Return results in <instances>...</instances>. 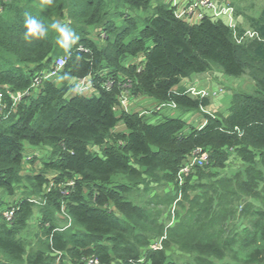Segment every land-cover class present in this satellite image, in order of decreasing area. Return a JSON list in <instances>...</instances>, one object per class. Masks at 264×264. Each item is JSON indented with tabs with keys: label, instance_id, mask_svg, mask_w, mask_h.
<instances>
[{
	"label": "trees",
	"instance_id": "1",
	"mask_svg": "<svg viewBox=\"0 0 264 264\" xmlns=\"http://www.w3.org/2000/svg\"><path fill=\"white\" fill-rule=\"evenodd\" d=\"M176 9L171 0H0V264H264V9L247 28L235 13L231 26ZM29 17L43 35L25 37ZM60 57L64 66L46 78ZM212 68L249 74L254 92H236L226 115L206 113L192 129L164 117L219 96L216 87L193 95L184 81ZM85 77L94 87L81 92ZM126 91L154 100L157 120L127 111ZM27 145L51 149L42 169L52 178L23 174L34 162ZM198 147L212 149L209 162L181 175ZM223 147L237 149L242 169L194 171L221 167ZM157 186L170 191L160 196ZM160 204L174 207L169 224ZM170 246L190 257L175 262Z\"/></svg>",
	"mask_w": 264,
	"mask_h": 264
},
{
	"label": "rangeland",
	"instance_id": "2",
	"mask_svg": "<svg viewBox=\"0 0 264 264\" xmlns=\"http://www.w3.org/2000/svg\"><path fill=\"white\" fill-rule=\"evenodd\" d=\"M219 2V5H228L229 7H233V12L235 13V16L238 19V25L244 28H247L248 22H247V17L248 16H257L263 9H264V0H217ZM206 13L211 14L212 11L210 9H205ZM224 19H226V16H223ZM188 19H193L194 21H197L198 18L195 16H190ZM234 21L236 22L237 19L234 17ZM93 38L96 41H99L100 37L98 36L97 32L93 35ZM130 64L139 63V59H133L129 62ZM198 77H204V85L205 87H200L195 86L194 84H189L187 87L190 85H194L197 89H204L207 92L211 90L213 91L214 88L216 87L218 89H221L222 91H219L220 94L216 98L211 97V103L208 107L201 111H189L183 113L182 111L172 108V109H165L162 111V114L164 117L167 115H176V116H181L186 120V123L188 126L192 128L198 127L204 120L207 118V114L210 115H215V116H222L226 115L228 112V107L231 105V102L233 100L234 94L236 92H246V93H252L254 92L255 85L254 81L251 78L249 74L241 76V77H234V76H229L224 73H222L218 68H212L206 73H201L198 75ZM215 83V84H212ZM217 85V86H216ZM111 86V85H110ZM129 89L127 85H125ZM88 94H91V92H87ZM97 93V92H96ZM94 93V94H96ZM145 98V99H144ZM150 97L148 96H131L130 95V100L129 104L127 107V111L129 112H135V111H141L142 113H145L144 115L150 119V121L155 122L157 118H155L154 113H150L153 109L156 108V103L154 100H149ZM121 111V110H119ZM207 113V114H206ZM155 115V116H154ZM118 132L124 131L125 130V125L120 122L116 128ZM189 130V129H188ZM207 152H209V158L212 155V149L210 147H205ZM223 152L222 154L219 155V157L223 158V161L221 163V167L218 168H212L211 164H208L204 168H194V171H197V173H208L210 171H219L220 174L222 175H232L233 173L239 171L242 169L245 165V162L243 158L239 155L237 149L233 147H223ZM211 152V155H210ZM51 153V149L48 147H42L38 148L36 146H30L27 145L25 149V155L29 157H34V162H25L23 166V174H35V173H40L43 172L44 175H47L49 178H52L56 172L55 171H46L43 170V163L42 161L49 157V154ZM217 158H215L216 160ZM189 161V158H187L186 161H184V164H187ZM209 162V159L207 160V163ZM192 170V169H191ZM190 170V172H191ZM189 172V173H190ZM197 177L200 178L199 174H197ZM197 177L195 179H197ZM142 179V178H141ZM118 180V179H117ZM120 181L125 180L124 177H119ZM137 180V178L134 179V181ZM26 184L30 186V184L25 181ZM156 185V184H155ZM63 188L65 187L62 186ZM143 184H141V188L143 189ZM22 189L18 190L16 195L8 197L7 201L10 202V205L13 204V201L18 199L22 195ZM156 191L159 193L160 196H164L167 194V191H170L169 188H163L161 186H157ZM192 190L189 191L191 193ZM144 192V191H143ZM147 193H143L144 198L146 199L148 196H146ZM142 198V197H141ZM139 199V198H138ZM159 208L162 209V220L169 224L171 221H173V206H167L164 204H160ZM172 213V218L171 214ZM39 219V214H35L30 223L29 229L31 233L38 231L37 228V221ZM34 243V242H33ZM166 254L171 258L175 259V262L178 261L180 263L183 261V257L189 258V255H186L182 253L178 248L175 246H170L166 250Z\"/></svg>",
	"mask_w": 264,
	"mask_h": 264
},
{
	"label": "built area",
	"instance_id": "3",
	"mask_svg": "<svg viewBox=\"0 0 264 264\" xmlns=\"http://www.w3.org/2000/svg\"><path fill=\"white\" fill-rule=\"evenodd\" d=\"M169 1V0H167ZM173 1L174 6L177 7L176 13L181 18H189L190 16H195L198 18V20H201L206 15L211 16L213 18H223V16H226V19L223 18V20L228 21V24L235 25L234 21V12L233 7H229L228 5H219V2L217 0H171ZM205 9H210L212 11L211 14L206 13ZM66 61V58L60 57L57 62L55 68H52L47 74L46 78L56 76L59 70L64 66ZM80 81V85L78 86V89L83 92L85 90H90L93 86L92 82L88 77H85ZM221 90V89H220ZM188 91H190L193 95H201V96H208L209 92H207L204 89H197L194 86H190L188 88ZM222 91V90H221ZM128 91H126L121 97H120V103L121 105L127 109L130 96L127 94ZM19 96H17V99ZM161 107V106H160ZM157 108V107H156ZM209 159V152L207 150H204L201 147L196 148L192 155L189 157V161L185 166L180 170V174L182 173H188L195 165L202 166L207 163V160ZM181 177V176H180ZM181 179V184L183 183V179ZM15 212V208H11L5 211V217L10 220L12 219ZM161 247V243H155L152 245L153 249H157ZM86 264H102L98 259H88Z\"/></svg>",
	"mask_w": 264,
	"mask_h": 264
},
{
	"label": "clouds",
	"instance_id": "4",
	"mask_svg": "<svg viewBox=\"0 0 264 264\" xmlns=\"http://www.w3.org/2000/svg\"><path fill=\"white\" fill-rule=\"evenodd\" d=\"M24 26L27 29V32L25 34V37H35L37 35H43V29L42 25L38 23L34 18H26L24 22ZM53 27H56L57 30L60 32V34L67 39L68 38V33L65 32L63 29L58 28L57 25H53Z\"/></svg>",
	"mask_w": 264,
	"mask_h": 264
},
{
	"label": "crops",
	"instance_id": "5",
	"mask_svg": "<svg viewBox=\"0 0 264 264\" xmlns=\"http://www.w3.org/2000/svg\"><path fill=\"white\" fill-rule=\"evenodd\" d=\"M143 58V56H141L140 58H137V59H142ZM205 79H204V77H198V76H196V77H194V79L192 78V79H185L184 81H185V85L187 86V85H189V84H194V85H196V86H198L199 88L200 87H205V85H204V81ZM212 84H215V83H212ZM217 86V85H216ZM212 88H214L215 89V87H212ZM145 99V98H144ZM149 100H151V98H149ZM228 113V112H227ZM226 113V114H227Z\"/></svg>",
	"mask_w": 264,
	"mask_h": 264
}]
</instances>
